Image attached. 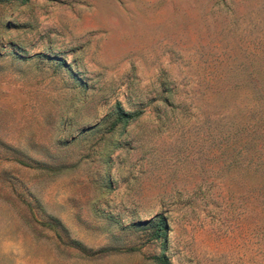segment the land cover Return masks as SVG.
I'll return each mask as SVG.
<instances>
[{
  "label": "rangeland",
  "instance_id": "1",
  "mask_svg": "<svg viewBox=\"0 0 264 264\" xmlns=\"http://www.w3.org/2000/svg\"><path fill=\"white\" fill-rule=\"evenodd\" d=\"M161 257L264 264V0H0V264Z\"/></svg>",
  "mask_w": 264,
  "mask_h": 264
},
{
  "label": "trees",
  "instance_id": "2",
  "mask_svg": "<svg viewBox=\"0 0 264 264\" xmlns=\"http://www.w3.org/2000/svg\"><path fill=\"white\" fill-rule=\"evenodd\" d=\"M118 113H117V121L116 122H121L123 125H126L130 120L136 118L139 114V112H133V113H128L125 112L123 109L119 107ZM167 229V223L166 219L163 215H159L158 219L155 223V237H164ZM77 245H80L77 243ZM78 249L82 252L85 253L86 255H91V250H87L85 247L80 245ZM162 261L164 264H167V261L165 260V257H161Z\"/></svg>",
  "mask_w": 264,
  "mask_h": 264
}]
</instances>
